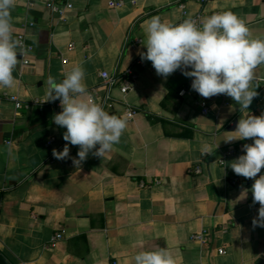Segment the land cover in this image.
<instances>
[{
    "label": "crops",
    "instance_id": "0c3cea01",
    "mask_svg": "<svg viewBox=\"0 0 264 264\" xmlns=\"http://www.w3.org/2000/svg\"><path fill=\"white\" fill-rule=\"evenodd\" d=\"M51 2L17 0L11 10L14 38L24 35L32 51L14 72L15 86L0 88V253L11 264H135L138 252L164 248L177 264H264V227L253 225L260 208L253 204L254 180L230 167L254 140L224 142L241 117L264 114V65L253 81L259 95L241 112L227 95L201 97L180 70L165 79L151 61L135 64L147 51L142 41L153 16L177 25L231 11L253 37L264 38V0H56L72 6L64 21L50 11ZM78 65L86 73V99L94 103L106 94L101 71L138 74L125 97L111 91L116 107L108 112L124 117L128 103L138 109L134 120L111 151L90 153L79 168L52 154L67 143L66 129L54 123L62 108L51 101L28 105L48 99L49 76L62 82ZM69 147L77 157L79 147ZM228 150L235 155L221 166ZM195 167L200 174L190 173ZM230 176L241 178L240 185L231 186ZM204 230L209 245L191 240ZM58 233L63 238L51 246ZM222 247L224 256L217 254Z\"/></svg>",
    "mask_w": 264,
    "mask_h": 264
},
{
    "label": "clouds",
    "instance_id": "9594fccd",
    "mask_svg": "<svg viewBox=\"0 0 264 264\" xmlns=\"http://www.w3.org/2000/svg\"><path fill=\"white\" fill-rule=\"evenodd\" d=\"M17 0H0V88H13L14 72L28 49L21 39L14 38L11 10ZM145 40L147 51L138 54L142 61H151L157 75L165 79L182 71L193 78L191 88L203 98L227 95L248 111L253 99L259 95L253 88L257 80L255 70L264 65V38L253 37L245 21L231 11L201 18L199 23L191 17L177 25L153 16L146 21ZM191 69V70H189ZM85 70L74 66L62 82L49 76L45 102L60 100L62 111L54 116V123L65 128L63 151L53 149L54 158L71 159L79 168L91 153L104 157L118 144L125 130L127 119L109 114L98 104L86 99ZM224 140L253 139L243 146L244 153L230 163L238 176L253 179L251 188L253 204L259 203L254 226L264 227V114L241 117L236 130ZM78 146L77 157L70 156V147ZM97 145L99 147L97 148ZM135 264H177L176 258L166 249L142 250L134 257Z\"/></svg>",
    "mask_w": 264,
    "mask_h": 264
},
{
    "label": "built area",
    "instance_id": "2783aa9c",
    "mask_svg": "<svg viewBox=\"0 0 264 264\" xmlns=\"http://www.w3.org/2000/svg\"><path fill=\"white\" fill-rule=\"evenodd\" d=\"M199 1L204 2V0H199ZM109 6H110V8H121L124 6V3L123 2H110ZM71 7L72 6L70 4H65L63 6H59L57 4L56 0H52V2L49 4L50 11L57 14L60 21H64L65 10L71 9ZM200 19H201V17L199 16L197 19H194V20H196L199 23ZM17 39H21L23 41L24 45L28 49L27 54L32 51V47L27 44L24 35H22V34L18 35ZM136 43H139V42L137 41ZM68 50L72 51L73 46L71 45L68 48ZM146 62L147 61H142L141 58H139L138 60H136L135 64L137 66H140V67H145ZM63 63H66V60H63ZM23 64L25 66H27V65H29V61L24 60ZM99 78L101 79L102 86L106 90V94H105L103 100L101 102H99L98 104H100L104 108L105 111L110 112V111H113L114 108L116 107V102H115V99L111 96V91L113 89H117L119 91L120 95L122 97H125L133 89V86H134L136 80L138 79V74L134 68H129L123 73H120L118 70H115L113 73L101 71L99 73ZM91 93L96 96L98 93V89L93 88L91 90ZM182 93H184V92H182ZM11 100L14 102L16 109L19 110L22 108L21 103L16 98H11ZM46 103L47 102H45V100H34L33 102H31L28 105L43 107L44 105H46ZM51 104L53 106H55L56 109L61 108L60 107V100H56L54 102H51ZM207 112H208L207 108H204L203 113L206 114ZM137 113H138V109L136 107H133V106L129 105L128 103H124L123 114H124V117L127 119V121H133L135 116L137 115ZM52 142H53V140L51 139L47 142L46 145L48 147H51ZM233 155H235L234 151H232V150L226 151L223 154V158L219 162L220 165L225 166V159L227 157H230ZM190 173L191 174H200L201 169L199 167H195V168L190 170ZM229 183L231 186L237 187L241 183V178L236 177V176H230L229 177ZM154 184H159V181L156 180L154 182ZM150 185H152V184H149L148 186H150ZM140 186L145 187L146 185L141 183ZM62 238H63V233L56 234L52 239L51 246H54ZM191 240L198 242L203 246H207L210 243V236H209V233L204 230V231H201L199 233L193 234L191 236ZM226 253L227 252H226V249L224 247L217 249V254L220 256H224V255H226Z\"/></svg>",
    "mask_w": 264,
    "mask_h": 264
},
{
    "label": "trees",
    "instance_id": "16d2710c",
    "mask_svg": "<svg viewBox=\"0 0 264 264\" xmlns=\"http://www.w3.org/2000/svg\"><path fill=\"white\" fill-rule=\"evenodd\" d=\"M0 264H11V263L0 253Z\"/></svg>",
    "mask_w": 264,
    "mask_h": 264
}]
</instances>
